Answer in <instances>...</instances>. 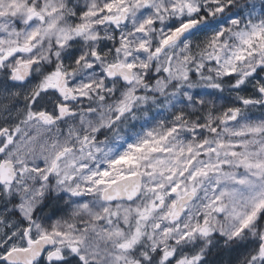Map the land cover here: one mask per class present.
Wrapping results in <instances>:
<instances>
[{
  "label": "snow or ice",
  "instance_id": "6c2138e0",
  "mask_svg": "<svg viewBox=\"0 0 264 264\" xmlns=\"http://www.w3.org/2000/svg\"><path fill=\"white\" fill-rule=\"evenodd\" d=\"M0 264H264V0L0 2Z\"/></svg>",
  "mask_w": 264,
  "mask_h": 264
},
{
  "label": "rangeland",
  "instance_id": "374dc122",
  "mask_svg": "<svg viewBox=\"0 0 264 264\" xmlns=\"http://www.w3.org/2000/svg\"><path fill=\"white\" fill-rule=\"evenodd\" d=\"M0 2H3V3H5V4H6V0H0ZM42 139H43V137H42Z\"/></svg>",
  "mask_w": 264,
  "mask_h": 264
}]
</instances>
